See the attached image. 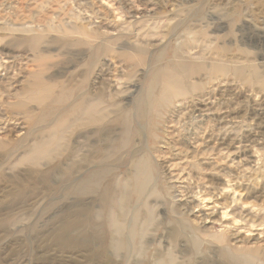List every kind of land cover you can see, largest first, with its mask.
Wrapping results in <instances>:
<instances>
[{
    "label": "rangeland",
    "instance_id": "rangeland-1",
    "mask_svg": "<svg viewBox=\"0 0 264 264\" xmlns=\"http://www.w3.org/2000/svg\"><path fill=\"white\" fill-rule=\"evenodd\" d=\"M0 125V264H264V0H0Z\"/></svg>",
    "mask_w": 264,
    "mask_h": 264
},
{
    "label": "bare ground",
    "instance_id": "bare-ground-1",
    "mask_svg": "<svg viewBox=\"0 0 264 264\" xmlns=\"http://www.w3.org/2000/svg\"><path fill=\"white\" fill-rule=\"evenodd\" d=\"M142 14V13H141ZM185 71H183V68L181 66H177L174 64H171L168 68L167 71L164 73L165 81H166V90H162L159 92L157 95V101H161L165 98H168L169 95L174 93L176 90L180 88V84H182V81L184 80L185 76ZM36 85L29 90V97L33 100H37L39 103H43L50 98L47 95V89L45 85L43 86L42 84H39L38 82L35 83ZM172 88V89H168ZM41 94V95H40ZM40 95V97H38ZM71 93L69 91L62 92L55 98H51V101L56 104V105H61L65 103L67 100H69ZM72 108L73 112V119L72 121L79 122L81 119L85 120L86 122H89L93 124L96 121H99L103 118V115H96V107L92 104L87 103V101H79L76 102ZM46 117V116H44ZM70 121V120H69ZM71 123V122H70ZM125 124V129L126 133L129 135L130 133H133V129L131 127L130 121L125 119L124 121ZM1 126V125H0ZM69 125L67 124V119L60 120L58 123V129H60L62 132L66 130V128ZM59 131V130H58ZM60 133L61 132H55L53 135H51L48 139V141L44 144H38L36 145L35 149L31 150L29 155H28V160H30L32 163L38 164L42 159H45L49 157L54 150L57 149L58 143L60 141ZM127 135V136H128ZM244 148H248V146H244ZM106 177V173L100 171V172H94L91 173L88 178H86L82 183L78 185V192L79 193H88L91 192L95 188V185L102 179ZM97 182V183H96ZM179 191V190H178ZM186 191V190H185ZM106 194L109 195V191H105ZM133 192H131L132 194ZM106 195V196H108ZM221 195L220 192L216 193V200H218V197ZM215 202V201H214ZM189 205L190 202H187ZM218 203H214L213 207L206 208L205 210H202L201 212L200 209H194L191 215L197 214V218L200 219V223L205 225L209 224L212 222V220L216 216V211L215 208L218 206ZM210 206V205H209ZM198 208V207H197ZM187 214V213H186ZM189 215V214H188ZM196 218V217H195ZM114 222V220H113ZM114 227L118 230L121 231L123 228L119 223H114ZM125 231V230H124ZM125 243L124 241H119L114 247L117 250H120L124 247ZM247 264L249 261H246Z\"/></svg>",
    "mask_w": 264,
    "mask_h": 264
}]
</instances>
